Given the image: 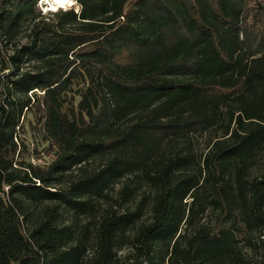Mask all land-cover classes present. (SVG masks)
Here are the masks:
<instances>
[{"label": "trees", "instance_id": "obj_1", "mask_svg": "<svg viewBox=\"0 0 264 264\" xmlns=\"http://www.w3.org/2000/svg\"><path fill=\"white\" fill-rule=\"evenodd\" d=\"M41 1L0 0V264H264V172L249 177L264 157V7ZM25 110L56 152L47 167L24 160ZM211 130L198 156L192 139Z\"/></svg>", "mask_w": 264, "mask_h": 264}, {"label": "rangeland", "instance_id": "obj_2", "mask_svg": "<svg viewBox=\"0 0 264 264\" xmlns=\"http://www.w3.org/2000/svg\"><path fill=\"white\" fill-rule=\"evenodd\" d=\"M49 0H44L43 2L39 3L38 9L43 14H49L52 12H57L59 10H70L74 9L75 11L80 10L78 3L71 0V3L67 5L66 8H61L58 10H48L47 9V3ZM263 6L264 7V0H251V6ZM50 21L53 22L54 18L50 16ZM31 26V22L25 23V32L23 33V37L19 40V45L25 44L28 42V38L26 37L29 32V27ZM262 28V26H261ZM15 50V46L8 45L4 48V52L7 55L13 54ZM34 61H25L23 64L24 70H30L34 66ZM3 69L2 64L0 63V74L1 70ZM5 73L8 72V70L4 71ZM41 94V92H38ZM79 101V97H76V103ZM39 116L35 113L34 110H25L24 116L21 119V126L19 129V140L22 142V144L28 149V153H26L24 160L26 162L33 163L37 166L47 167L49 163L55 158L56 152L48 153V151H45L49 148L48 141L44 138L43 131H42V124L39 122ZM222 131L219 130H211L207 131L204 134H198L193 137L192 139V145L191 149L199 156L204 155L210 150V146L212 142L214 141L216 136L221 135ZM179 147H184L183 143L178 144ZM106 161V157H98L93 159L90 163H83V164H77L73 166L72 173L69 175V177L64 179V183L61 186H65L69 181L73 180L74 178H78L82 175H84L86 172H91L95 169H98L101 167ZM83 166V167H81ZM264 172V157L259 158L257 164L251 169L249 177H259ZM131 183L133 182L128 179L124 178L120 181H117L114 186L110 190V196L113 198H118V191L123 187L125 183ZM148 190L146 185H141V190L144 191ZM120 203L123 204V201L120 200ZM130 205H133V202H130ZM99 204L104 207L107 205V203L104 200H101ZM126 205L124 204L122 207L118 206L119 210H123V208ZM148 215V214H147ZM146 215V216H147ZM63 219L66 221L72 220V214L65 213L63 215ZM201 223H206L209 225H214L216 222L215 216L211 215L210 211L202 214L200 218ZM88 218L83 217L82 223H87ZM27 227V226H26ZM239 239H243V235H239ZM127 253V247H125L120 254H126Z\"/></svg>", "mask_w": 264, "mask_h": 264}, {"label": "bare ground", "instance_id": "obj_3", "mask_svg": "<svg viewBox=\"0 0 264 264\" xmlns=\"http://www.w3.org/2000/svg\"><path fill=\"white\" fill-rule=\"evenodd\" d=\"M72 1L73 3L75 2L74 0ZM69 3H71V0H49L47 3V9L58 10L61 8H66Z\"/></svg>", "mask_w": 264, "mask_h": 264}, {"label": "built area", "instance_id": "obj_4", "mask_svg": "<svg viewBox=\"0 0 264 264\" xmlns=\"http://www.w3.org/2000/svg\"><path fill=\"white\" fill-rule=\"evenodd\" d=\"M41 2H43V1H41Z\"/></svg>", "mask_w": 264, "mask_h": 264}]
</instances>
